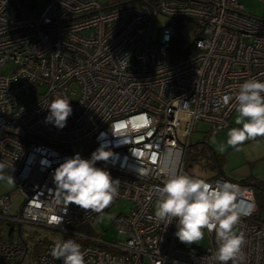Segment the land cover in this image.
I'll list each match as a JSON object with an SVG mask.
<instances>
[{
	"label": "built area",
	"instance_id": "1",
	"mask_svg": "<svg viewBox=\"0 0 264 264\" xmlns=\"http://www.w3.org/2000/svg\"><path fill=\"white\" fill-rule=\"evenodd\" d=\"M159 16L167 21L153 37ZM190 25L193 41L171 57L174 36ZM0 69V163L21 199L11 214V195L0 196V222L11 237L3 238L0 224V264H62L49 253L69 238L86 264H216L214 232H206V249L192 251L180 245L175 221L165 227L155 218L165 177L153 158L179 152L178 172L191 175L184 158L197 125L217 135L236 109L224 97L248 79L264 82V17L237 0H0ZM57 96L73 109L63 129L45 122ZM98 149L110 156L96 166L120 181L114 202L131 203L114 218V242L82 230L98 213L66 205L53 178L66 158L89 159ZM206 180L240 186L241 207H251L238 226L244 264H264V222L253 218L252 187L224 176ZM23 224L59 237L35 252L23 237L12 238Z\"/></svg>",
	"mask_w": 264,
	"mask_h": 264
},
{
	"label": "clouds",
	"instance_id": "2",
	"mask_svg": "<svg viewBox=\"0 0 264 264\" xmlns=\"http://www.w3.org/2000/svg\"><path fill=\"white\" fill-rule=\"evenodd\" d=\"M231 99L235 101L238 113L235 124L239 127L228 130L226 145L239 150L246 141L264 137V82L256 78L246 80L234 97H224L225 102ZM47 109L49 114L45 122L58 129L66 126L73 112L70 100L61 96L54 98ZM225 150V144H221L219 151ZM109 156L103 149L93 152L89 159L76 153L55 169L56 192L66 205L75 204L98 214L112 205L119 196L120 181L96 166L98 161H107ZM157 159L165 179L162 186L156 188L155 218L165 227L175 221V236L186 245L198 244L206 232H214L217 247L211 259L216 264H244L246 238L243 231H238V226L242 217L250 214L251 207L248 210L241 207L240 186L229 181L210 183L204 178L178 172L180 153L174 154L172 149L154 157L153 163ZM5 167L0 163V180L12 183V177L2 174ZM139 171L146 174L144 169ZM49 255L62 264H86L81 245L71 238L57 240Z\"/></svg>",
	"mask_w": 264,
	"mask_h": 264
},
{
	"label": "rangeland",
	"instance_id": "3",
	"mask_svg": "<svg viewBox=\"0 0 264 264\" xmlns=\"http://www.w3.org/2000/svg\"><path fill=\"white\" fill-rule=\"evenodd\" d=\"M106 0H99L100 3ZM244 10L254 16L264 17V3L258 0H237ZM167 19L159 16L153 25V37L156 35L158 28L166 23ZM193 27L190 25L185 29L184 36L187 46L193 41ZM7 66L5 70L11 69ZM0 72L2 70L0 69ZM71 90L77 91L76 86H72ZM77 96H71L75 100ZM238 113L236 109L230 116L228 126L221 130L217 135L211 136L207 133V126L199 123L194 132H192L189 140V146L186 149V164L189 173L195 177L207 179L214 176H224L233 181L246 183L253 189H264V137H257L246 141L239 146V150L226 145L227 132L232 127H239L235 124ZM225 144L226 150L219 151V146ZM217 160V161H216ZM7 177V176H6ZM11 195V214H16L21 203L20 197L14 193V183H9L7 179L0 180V196ZM131 209V203L124 199H117L107 210L101 214H97L90 225L85 226L82 230L87 233L99 237L107 242L117 240V232L114 228L113 221L118 215H127ZM108 217H113L108 219ZM264 218V217H262ZM3 238H11L8 236L7 223L0 222ZM20 234V235H19ZM15 231L12 238L20 239L23 237L31 250L40 241L55 240L59 237L58 233L51 230L30 224H23L20 233ZM183 248L192 251H201L208 247V237L198 244L186 245L180 242ZM28 260V259H27Z\"/></svg>",
	"mask_w": 264,
	"mask_h": 264
},
{
	"label": "trees",
	"instance_id": "4",
	"mask_svg": "<svg viewBox=\"0 0 264 264\" xmlns=\"http://www.w3.org/2000/svg\"><path fill=\"white\" fill-rule=\"evenodd\" d=\"M186 41H187L186 37L184 35H182V33H180L179 31H177V34L174 36V38L170 44V48L168 50L171 57L181 56L186 52L187 47L184 46ZM184 163H185L186 168L189 167L186 164V154H185V158H184ZM237 182L242 183V184H246V183L239 182V181H237ZM252 190H253V196H254V200H255V204H256V208H257L255 213L253 214V218L258 220V221L264 222V218H262V217H264V189H262V188L253 189L252 188ZM43 244H44V241L38 242L34 247L35 252L40 251L42 249Z\"/></svg>",
	"mask_w": 264,
	"mask_h": 264
},
{
	"label": "snow or ice",
	"instance_id": "5",
	"mask_svg": "<svg viewBox=\"0 0 264 264\" xmlns=\"http://www.w3.org/2000/svg\"><path fill=\"white\" fill-rule=\"evenodd\" d=\"M145 124H147V121L145 120ZM55 219V218H54Z\"/></svg>",
	"mask_w": 264,
	"mask_h": 264
}]
</instances>
